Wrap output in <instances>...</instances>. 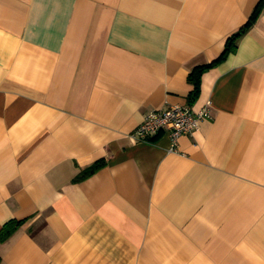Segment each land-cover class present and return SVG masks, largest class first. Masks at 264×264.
<instances>
[{"label":"crops","instance_id":"1","mask_svg":"<svg viewBox=\"0 0 264 264\" xmlns=\"http://www.w3.org/2000/svg\"><path fill=\"white\" fill-rule=\"evenodd\" d=\"M258 1L0 0V264H264V9L187 104Z\"/></svg>","mask_w":264,"mask_h":264},{"label":"built area","instance_id":"2","mask_svg":"<svg viewBox=\"0 0 264 264\" xmlns=\"http://www.w3.org/2000/svg\"><path fill=\"white\" fill-rule=\"evenodd\" d=\"M210 102L197 111H192L188 105L170 106L159 110L147 112L140 124L130 134L135 142H150L151 138L159 133L169 137V151H177V139L181 135L191 136L199 127L202 119L210 118Z\"/></svg>","mask_w":264,"mask_h":264},{"label":"trees","instance_id":"3","mask_svg":"<svg viewBox=\"0 0 264 264\" xmlns=\"http://www.w3.org/2000/svg\"><path fill=\"white\" fill-rule=\"evenodd\" d=\"M264 9V0H259L256 4L254 10L250 14L245 25L240 27L237 31L231 34L224 43L223 50L221 54L213 60L211 63L200 65L195 67L191 73L189 74L188 80L193 85L191 92L187 96V104L190 105L197 97L199 93V81L201 73L209 69L216 64H218L221 60H223L228 54L232 53L236 48L237 39L246 31V29L256 20L259 16L261 10ZM101 166V162H95L91 166L82 170L74 179V181H80L83 178L93 174L99 167ZM20 225L18 221H11L6 223L0 230V242H4Z\"/></svg>","mask_w":264,"mask_h":264}]
</instances>
